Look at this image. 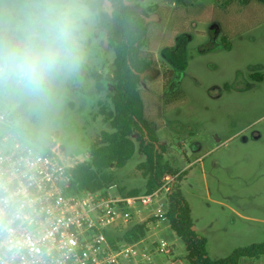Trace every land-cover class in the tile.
Segmentation results:
<instances>
[{
	"label": "rangeland",
	"instance_id": "1",
	"mask_svg": "<svg viewBox=\"0 0 264 264\" xmlns=\"http://www.w3.org/2000/svg\"><path fill=\"white\" fill-rule=\"evenodd\" d=\"M127 2L155 10L148 19L147 52L156 67L143 77L140 90L146 116L167 148V162L186 174L177 184L197 234L207 239L209 256L225 259L237 248L264 242V4ZM22 4L0 0V15L19 11ZM85 6L79 70L57 79L41 98L0 96V110L11 117L10 129L23 144L44 153L58 140L76 165L89 160L90 145L101 132L113 131L101 113L112 104L107 92L96 89L95 76L104 80L113 73L115 53L97 14ZM224 34L230 49L221 41ZM144 162L138 150L125 167L112 169L115 193L144 190L139 169ZM158 237L175 246L176 264H191L173 230ZM155 260L168 262L163 256ZM246 260L241 263L249 264ZM253 264H264V255Z\"/></svg>",
	"mask_w": 264,
	"mask_h": 264
},
{
	"label": "built area",
	"instance_id": "2",
	"mask_svg": "<svg viewBox=\"0 0 264 264\" xmlns=\"http://www.w3.org/2000/svg\"><path fill=\"white\" fill-rule=\"evenodd\" d=\"M12 123L0 110L7 130L0 133V264H163L158 256L176 264L175 246L158 237L171 229L174 177L165 175L148 194L109 187L68 195L76 164L61 142L37 152L12 133ZM144 222L149 230L140 240L120 239Z\"/></svg>",
	"mask_w": 264,
	"mask_h": 264
},
{
	"label": "trees",
	"instance_id": "3",
	"mask_svg": "<svg viewBox=\"0 0 264 264\" xmlns=\"http://www.w3.org/2000/svg\"><path fill=\"white\" fill-rule=\"evenodd\" d=\"M243 3L264 4V0H241ZM87 7L97 14L100 28L105 32L109 46L114 50L113 73L104 80L95 76L96 89L107 92L112 108L103 106V120L112 127V132H101L91 143L89 160L77 164L70 170L72 177L68 195L83 191L99 192L111 187L114 182L112 169H121L139 150L145 162L139 165L146 179L144 190L121 193L129 196L148 194L161 185L167 174L174 177L173 191L168 197V219L171 229L182 239L191 264H249L264 255V242L235 249L225 259H212L207 251V239L197 234L191 208L185 199L178 181L185 172L174 169L166 160L167 148L160 142L158 128L147 118L140 90L143 77L156 67L154 57L147 52L148 19L154 8L131 5L127 0H84ZM229 37L224 34L221 41L226 49ZM186 64H182V70ZM256 77V76H254ZM258 78V77H256ZM262 81V77H259ZM112 85V91L104 83ZM149 230L148 223L136 225L126 231L121 240L137 242ZM242 262V263H241Z\"/></svg>",
	"mask_w": 264,
	"mask_h": 264
},
{
	"label": "clouds",
	"instance_id": "4",
	"mask_svg": "<svg viewBox=\"0 0 264 264\" xmlns=\"http://www.w3.org/2000/svg\"><path fill=\"white\" fill-rule=\"evenodd\" d=\"M84 0H23L0 15V96L41 98L81 65Z\"/></svg>",
	"mask_w": 264,
	"mask_h": 264
},
{
	"label": "water",
	"instance_id": "5",
	"mask_svg": "<svg viewBox=\"0 0 264 264\" xmlns=\"http://www.w3.org/2000/svg\"><path fill=\"white\" fill-rule=\"evenodd\" d=\"M113 90V89H112Z\"/></svg>",
	"mask_w": 264,
	"mask_h": 264
}]
</instances>
